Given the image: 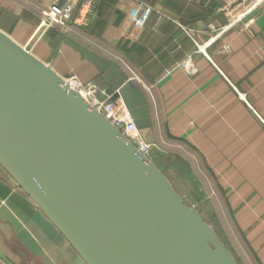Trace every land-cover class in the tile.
Segmentation results:
<instances>
[{
    "label": "crops",
    "instance_id": "obj_1",
    "mask_svg": "<svg viewBox=\"0 0 264 264\" xmlns=\"http://www.w3.org/2000/svg\"><path fill=\"white\" fill-rule=\"evenodd\" d=\"M55 1L0 0V29L27 44ZM141 1L94 0L85 12L70 0L68 29L52 23L31 51L102 88L95 64L63 41L54 47L55 36L122 58L148 97L152 160L204 218H221L242 264H264V3L218 33L227 0ZM188 55L190 69L179 65ZM0 264H86L2 164Z\"/></svg>",
    "mask_w": 264,
    "mask_h": 264
},
{
    "label": "water",
    "instance_id": "obj_2",
    "mask_svg": "<svg viewBox=\"0 0 264 264\" xmlns=\"http://www.w3.org/2000/svg\"><path fill=\"white\" fill-rule=\"evenodd\" d=\"M67 0H56L62 7ZM27 44L0 29V164L86 264H240L166 174L35 56L46 16ZM60 31L94 63L100 96H121L146 143L156 145L148 97L116 58Z\"/></svg>",
    "mask_w": 264,
    "mask_h": 264
},
{
    "label": "built area",
    "instance_id": "obj_3",
    "mask_svg": "<svg viewBox=\"0 0 264 264\" xmlns=\"http://www.w3.org/2000/svg\"><path fill=\"white\" fill-rule=\"evenodd\" d=\"M93 1L94 0H81L82 3L80 9L85 12L90 11L94 3ZM138 1L142 2L141 0ZM262 3H264V0H227L226 4H224L223 7L218 8L220 10H223L226 17H228L227 23L224 26L218 28V33L225 30L228 26H231L236 22L242 20L245 15L256 11L260 7V5H262ZM53 6L56 7L55 3ZM58 9L59 12L57 13V17L54 18L53 22H57L64 26L66 29H68L67 22L72 15L73 3L70 2V0H67L66 3ZM44 12L46 15V11ZM176 22L180 25L182 31L186 35H189L194 39V31L192 28L182 25L178 20H176ZM194 41L196 44V51L202 50V52L204 53V44H198L195 39ZM227 48L228 45L225 44L224 50ZM107 54L110 57L118 59L123 64V66L129 71L127 63L122 58L113 54ZM190 58L191 56L188 55V57L183 59L179 63V65L183 67H188L190 64ZM188 68L190 69V67ZM130 74L132 75V73ZM66 81L71 87L76 89L80 93V95L83 96L90 103L91 106L95 107L102 114L109 117L113 125H121V133H123L128 139L132 141V143H134L136 149L139 152H142L146 155L151 154V150L155 145L153 143H146L143 140L142 134L139 132V129L135 125L134 118H132L131 114L129 113L126 103L121 96H117L113 98V100L108 98H102L100 94L102 93L103 88L95 80L83 81L76 75H68L66 77ZM156 145L159 146L157 142Z\"/></svg>",
    "mask_w": 264,
    "mask_h": 264
},
{
    "label": "trees",
    "instance_id": "obj_4",
    "mask_svg": "<svg viewBox=\"0 0 264 264\" xmlns=\"http://www.w3.org/2000/svg\"><path fill=\"white\" fill-rule=\"evenodd\" d=\"M213 219H216V220H214V222H213V224H211V226L214 225L213 227L216 230V232H217L218 236L220 237V239L223 241L224 244H226V246L228 247V249L233 253V255L235 256L237 262L240 263V264H242L240 262L239 258L237 257L234 248L232 247L233 245L230 244L229 239H227L226 235L222 232V228L221 227L223 225H222L221 218H218V217L214 218L213 217Z\"/></svg>",
    "mask_w": 264,
    "mask_h": 264
},
{
    "label": "bare ground",
    "instance_id": "obj_5",
    "mask_svg": "<svg viewBox=\"0 0 264 264\" xmlns=\"http://www.w3.org/2000/svg\"><path fill=\"white\" fill-rule=\"evenodd\" d=\"M59 9L54 7L53 4L46 10V15L45 17L47 16L50 21H53L54 18L57 17V13L59 12L58 11Z\"/></svg>",
    "mask_w": 264,
    "mask_h": 264
},
{
    "label": "rangeland",
    "instance_id": "obj_6",
    "mask_svg": "<svg viewBox=\"0 0 264 264\" xmlns=\"http://www.w3.org/2000/svg\"><path fill=\"white\" fill-rule=\"evenodd\" d=\"M46 10V9H45ZM43 15H45V12L43 13ZM53 22V21H52ZM53 23H57V22H53ZM150 155V154H149ZM194 205V207H197L196 204L192 203ZM205 220L207 221V223L211 226V224H213L214 220L216 219H213V217L211 218H205ZM214 226V225H212Z\"/></svg>",
    "mask_w": 264,
    "mask_h": 264
}]
</instances>
